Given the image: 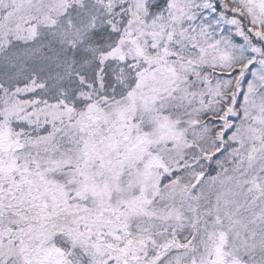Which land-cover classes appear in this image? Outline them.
Instances as JSON below:
<instances>
[{
    "label": "snow or ice",
    "instance_id": "6c2138e0",
    "mask_svg": "<svg viewBox=\"0 0 264 264\" xmlns=\"http://www.w3.org/2000/svg\"><path fill=\"white\" fill-rule=\"evenodd\" d=\"M0 264H264V0H0Z\"/></svg>",
    "mask_w": 264,
    "mask_h": 264
}]
</instances>
